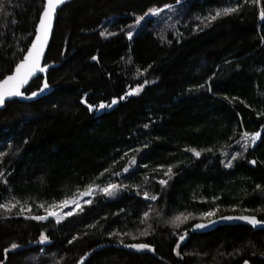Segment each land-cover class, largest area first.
<instances>
[{
    "label": "trees",
    "instance_id": "trees-1",
    "mask_svg": "<svg viewBox=\"0 0 264 264\" xmlns=\"http://www.w3.org/2000/svg\"><path fill=\"white\" fill-rule=\"evenodd\" d=\"M238 3L239 11L206 19ZM150 8L160 11L135 25ZM261 9L264 0H74L62 7L46 56L60 63L48 76L54 90L0 110V203L15 197L31 205L23 214L19 205L0 209V264H76L89 251L86 264H264V229L224 225L191 233L205 220L178 228L169 222L213 208L212 218L264 219V134L232 159L240 134L264 125ZM42 10L43 0H4L0 79L23 58ZM42 81L36 78L28 92ZM137 84L143 85L138 93L119 99ZM84 97L92 105L117 103L91 113ZM188 148L204 151L197 157ZM132 156L135 165L122 172ZM109 182L127 187L98 193L59 224L25 218L44 214L38 203ZM145 228L149 234L140 236ZM132 243L153 250L124 246Z\"/></svg>",
    "mask_w": 264,
    "mask_h": 264
},
{
    "label": "snow or ice",
    "instance_id": "snow-or-ice-1",
    "mask_svg": "<svg viewBox=\"0 0 264 264\" xmlns=\"http://www.w3.org/2000/svg\"><path fill=\"white\" fill-rule=\"evenodd\" d=\"M66 0H43V10L39 15V21L35 25L34 30V39L31 40L30 45L27 47L26 52L23 55V58L18 62L15 63L14 69L12 70L11 74L4 75L2 79H0V106H3L6 98H12V97H24L27 99H31L33 97H36L39 93H42L46 89L49 88V85L47 83L46 78L43 79L42 84L38 87L37 91H32L30 94L26 95L25 92L21 91L22 88L25 87L29 83V80L33 77L39 78V73H45L47 69V65H42L41 60L42 56L44 55L46 45L48 43L49 38V32L52 27V21L54 19L55 13L58 9V7L62 4H64ZM255 4H260V0H252ZM4 7V0H0V11L3 10ZM165 7H168L167 5ZM241 5L239 3L236 7H225L223 9H218L215 13V15H210L207 17V20H215L217 17H220L222 15H228L234 12H237L240 10ZM159 9L150 8L148 9L143 16H137L135 18V25H139L141 21L149 15H157L159 13ZM259 18L261 20H264V9H261L259 12ZM134 27V25H129V29ZM111 35V33H109ZM101 36H104L105 33L101 32ZM133 35V32L131 30L126 32V36L131 39ZM93 60L96 59V57H92ZM146 71V70H145ZM145 84H147V81H144ZM143 87L141 84H137L136 87L130 88L128 92L125 93L124 96L119 97L120 100L125 99L127 95H132L134 93H138L139 90ZM203 87V85H201ZM87 95V94H85ZM84 102V101H82ZM117 103V99L113 98L110 104H105L104 102H101L98 106H93L91 104L87 105L88 110L92 111L94 107L98 109H103L105 107H111L113 104ZM259 115V114H258ZM147 127V125H145ZM261 128L264 129V125H261ZM241 139L238 140L236 143L241 146L243 150H247L250 144L254 145L258 138L261 136L260 131H255L252 133H249L248 131H243L241 134ZM132 151H139V149H135ZM186 151L192 152L195 156L199 157L201 154V151H197L195 148H188ZM207 151H212V149H207ZM5 155V153L0 152V156ZM241 155V153H235L232 156V159H236L237 156ZM125 156H127V153H125ZM123 158V157H122ZM136 163V157L132 156L129 158L128 163L123 167L122 172L128 173L130 171V167L132 165H135ZM222 163H224L222 161ZM232 161L229 160L226 167L231 166ZM250 163H255V161H251ZM172 165L167 166V171L164 172L165 176H169V174L172 172ZM105 172L109 171L108 169L104 170ZM104 173H101L102 176ZM114 176H120L121 172H114L112 173ZM3 173H0V176H2ZM147 179V177H145ZM159 183L161 185H165L167 183L166 180H160ZM127 185H117L115 183H106L105 185H94L93 183H89L85 186L83 192H79L78 195H74L73 198H62L59 201L53 200L50 204H46L44 202L38 203L37 207L43 210V215H30L26 216L25 218H29L35 221H49V218L52 217L55 220V223L59 224L62 220H64L66 217L72 216L74 213L77 212V209H79L80 212L83 211V204H90L91 198L93 195L97 192H102L106 196H112L115 194L116 191H119L121 188H126ZM257 189H259L261 186L257 185ZM87 197V199H85ZM144 197L146 199L149 198V195L147 192L144 193ZM151 200H156L157 197L155 195H152L150 197ZM19 205L20 212L19 214H23L26 210L31 211V205L25 201L24 203H21V201L17 200L15 197L12 198V201L6 202V203H0V209H3L7 212H11L12 209L16 208ZM64 209H70L68 211H64ZM217 209L213 208L209 211L201 212V217H211L215 214ZM247 211V209H245ZM259 211V210H258ZM145 217H147L149 214L148 212H145L143 214ZM159 215V213H157ZM192 216L191 213H188L185 215L184 213H181L179 215H176L170 219V223L174 227H179L182 223L190 219ZM221 219L225 220H241L246 221L248 224L252 225L253 227L264 224V221L259 220L255 215L248 216V215H241V216H227V217H221ZM141 223H144L142 220ZM209 223H214V221L209 220ZM91 227V226H90ZM151 227V226H149ZM196 229H201L206 227L203 223H198L193 225ZM120 235V233H109V236L111 235ZM149 234L148 228H145L143 230L139 231L140 236H146ZM125 235H131L130 233H126ZM185 235H181L179 237L180 240L185 239ZM136 237H133L135 239ZM40 242L44 243L48 240V236L45 235L44 232H41L40 234ZM76 237H73V240H75ZM69 243H72L70 240ZM121 243H123V240H121ZM125 247L134 248L137 250L141 249H148L153 250L152 247L147 243H132V244H126ZM18 247L17 244L13 243L11 244V249H16ZM10 249H4L3 251L7 253ZM81 261H83L84 257L80 258ZM244 264H248V261H244Z\"/></svg>",
    "mask_w": 264,
    "mask_h": 264
},
{
    "label": "water",
    "instance_id": "water-1",
    "mask_svg": "<svg viewBox=\"0 0 264 264\" xmlns=\"http://www.w3.org/2000/svg\"><path fill=\"white\" fill-rule=\"evenodd\" d=\"M72 1L74 0H66V2L62 5H60L55 13V16H54V19L52 21V27L50 29V32H49V38H48V43L46 45V48H45V52H44V55L42 56V60H41V63L42 65H47V69H46V72L45 73H39L38 76L39 77H42L43 79L46 78L47 80V83L49 85V88L46 89L45 91H43L42 93H39L36 97H33L31 99H27V98H24V97H12V98H6L5 99V102L3 104V106H0V110H3L6 108L7 104L9 102H12L14 100H20L22 102H33V101H36L38 99H41L42 97L44 96H47L49 95L53 90H54V87L49 83V80H48V76L51 72V70L53 68H56L60 65V63H57V62H46V56H47V53H48V50H49V47H50V44H51V41H52V38H53V34H54V31H55V26H56V21H57V18H58V14H59V11L62 7H64L66 4L68 3H71ZM34 39V38H33ZM11 74V73H10ZM36 79V77H33L29 80V83L27 85H25L24 88L21 89V91L25 92L26 95L30 94L31 92H28V88L30 87L31 83ZM43 82V81H42ZM34 91H37V90H34ZM84 101V102H82ZM81 103L83 105H85L87 107V105H89L90 103L87 102L86 100V97H84L82 100H81ZM92 105V104H91ZM93 106H98V105H93ZM97 111V108L94 107L92 111H90L91 113L92 112H96ZM261 132V136L260 138L257 139L256 143L254 145H252V148H254L262 139V135L264 134V129H260L259 130ZM93 198V197H92ZM91 198V199H92ZM85 199H87V197H85ZM70 209H64V211H68ZM241 215H248V216H252L253 214H226V215H221L219 217H216V218H212L210 220L214 221V223H209V220L207 221H199L195 224H198V223H203L206 225V227L204 228H201V229H196L194 227L191 228L190 232L191 233H206V232H209V231H212L214 230L215 228L219 227V226H224V225H246V226H249L251 227L253 230H261V229H264V224H260V225H257L255 227H253L252 225L248 224L246 221H241V220H225V219H221V217H227V216H241ZM256 216V215H255ZM259 220H262L264 221V219H261L259 218L258 216H256ZM67 218V217H66ZM49 220H54V218L50 217ZM133 250H137V249H134V248H131ZM94 251H89L88 253H86L83 257V261H81V259L76 263V264H86V262L89 260V258L93 255ZM260 258L261 259H264V255H260ZM245 261H248V264H252V262L250 260H245ZM244 264V262L242 263Z\"/></svg>",
    "mask_w": 264,
    "mask_h": 264
},
{
    "label": "rangeland",
    "instance_id": "rangeland-1",
    "mask_svg": "<svg viewBox=\"0 0 264 264\" xmlns=\"http://www.w3.org/2000/svg\"><path fill=\"white\" fill-rule=\"evenodd\" d=\"M250 145H252V144H250ZM241 146H239V148H237V150H236V152H234L233 154H235V153H240L241 152ZM242 154V153H241ZM98 193H100V192H97V193H95L94 195H93V198L91 199V203H92V201L94 200V198L96 197V195L98 194ZM102 193V192H101ZM85 204H83L82 205V207L84 206ZM87 205V204H86ZM78 212H80L79 211V209H77V212L76 213H74L73 215H75V214H77ZM179 214H181V213H179ZM179 214H176V215H179ZM185 215H187L188 213H184ZM192 214V213H191ZM176 215H173V216H171L170 217V219L172 218V217H174V216H176ZM215 215V214H214ZM214 215L213 216H211V217H201L200 216V214L199 215H196V214H192V216H191V218L190 219H188L187 221H185L184 223H182L180 226H183L184 224H186L187 222H189V221H192V220H195V219H202V220H205V221H207V220H210L212 217H214ZM66 219V218H65ZM170 219H169V221H170ZM171 224V223H170ZM172 225V224H171ZM174 227V226H173ZM174 228H176V227H174Z\"/></svg>",
    "mask_w": 264,
    "mask_h": 264
}]
</instances>
